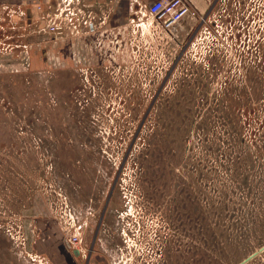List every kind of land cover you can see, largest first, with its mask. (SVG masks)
Listing matches in <instances>:
<instances>
[{
  "label": "rangeland",
  "instance_id": "374dc122",
  "mask_svg": "<svg viewBox=\"0 0 264 264\" xmlns=\"http://www.w3.org/2000/svg\"><path fill=\"white\" fill-rule=\"evenodd\" d=\"M198 1L179 39L146 11L104 40L0 24V264H49L53 232L75 259L60 223L79 264L264 246V0Z\"/></svg>",
  "mask_w": 264,
  "mask_h": 264
},
{
  "label": "crops",
  "instance_id": "0c3cea01",
  "mask_svg": "<svg viewBox=\"0 0 264 264\" xmlns=\"http://www.w3.org/2000/svg\"><path fill=\"white\" fill-rule=\"evenodd\" d=\"M156 0H0V24L18 25L28 22L33 25L32 36L39 41V32L34 26L42 23V15L38 11L41 6L51 10L52 15H66L64 23L68 32H75L79 40H104L109 31L125 27L134 20L136 12L142 14ZM200 1L194 4L200 6ZM46 9V10H47ZM53 10V11H52ZM60 13V14H59ZM132 18V19H131ZM184 25L187 24L184 22ZM45 27L42 29L44 30ZM187 30V27H185ZM51 35V34H50ZM52 36V35H51ZM70 37V36H69ZM68 37V38H69ZM54 40V37H51ZM117 38L115 37V40ZM66 41V40H62ZM63 43V42H62ZM53 47V45H51ZM42 253L49 264H79L81 260L76 254L75 259L69 248L64 246L62 236L53 232L43 242ZM76 261V262H75Z\"/></svg>",
  "mask_w": 264,
  "mask_h": 264
},
{
  "label": "built area",
  "instance_id": "2783aa9c",
  "mask_svg": "<svg viewBox=\"0 0 264 264\" xmlns=\"http://www.w3.org/2000/svg\"><path fill=\"white\" fill-rule=\"evenodd\" d=\"M196 9L194 0H156L146 8V12L148 17L156 23V28L168 34L172 39H179L186 32L184 22L195 14ZM65 17L66 15H52L48 13L47 17L44 18L47 22V31L54 39H66L71 35L77 36L73 31L68 32L67 25L64 23ZM60 225L63 229L64 237L72 247V250L79 254L87 252L82 238L70 228L65 227L63 223H60Z\"/></svg>",
  "mask_w": 264,
  "mask_h": 264
},
{
  "label": "water",
  "instance_id": "95a60500",
  "mask_svg": "<svg viewBox=\"0 0 264 264\" xmlns=\"http://www.w3.org/2000/svg\"><path fill=\"white\" fill-rule=\"evenodd\" d=\"M76 254L79 255L78 252H75ZM264 253V246L257 252L253 253L251 256L247 257L244 261H242L240 264H249L251 261L256 259L259 255Z\"/></svg>",
  "mask_w": 264,
  "mask_h": 264
},
{
  "label": "flooded vegetation",
  "instance_id": "af4514ba",
  "mask_svg": "<svg viewBox=\"0 0 264 264\" xmlns=\"http://www.w3.org/2000/svg\"><path fill=\"white\" fill-rule=\"evenodd\" d=\"M88 255H89V257H88ZM86 257H87V259H88V260H87V264H92V263H91V260H92V257H93V256L91 255V253H88ZM101 263H102V262H101ZM96 264H98V263H96ZM102 264H103V263H102Z\"/></svg>",
  "mask_w": 264,
  "mask_h": 264
}]
</instances>
